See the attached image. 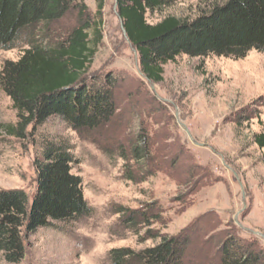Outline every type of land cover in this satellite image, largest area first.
<instances>
[{"label": "rangeland", "instance_id": "374dc122", "mask_svg": "<svg viewBox=\"0 0 264 264\" xmlns=\"http://www.w3.org/2000/svg\"><path fill=\"white\" fill-rule=\"evenodd\" d=\"M82 4L85 18L101 30L88 76L116 79L115 115L93 131L75 132L51 119L17 137L10 134L16 112L0 88V189L32 197L41 143L65 140L91 213L68 226L23 233L24 257L17 264H109L112 250L140 252L183 232L190 241L188 264H216L219 243L229 235L255 240L264 250L263 151L253 144V135L264 132V106L258 104L264 97V53L251 51L237 60L180 55L163 66L162 82L153 84L140 73L116 0H104L100 18L96 0ZM221 4L176 0L148 11L145 19L151 25L167 17L191 21ZM78 18L71 12L51 25L54 37L76 28ZM21 54L22 47L0 51V71ZM241 117L251 119L239 125ZM145 135L151 161L143 158L135 165L129 149ZM139 145L145 147L144 141ZM143 206L141 212L158 220L138 230L125 228L117 211ZM0 264H9L1 254Z\"/></svg>", "mask_w": 264, "mask_h": 264}, {"label": "trees", "instance_id": "16d2710c", "mask_svg": "<svg viewBox=\"0 0 264 264\" xmlns=\"http://www.w3.org/2000/svg\"><path fill=\"white\" fill-rule=\"evenodd\" d=\"M175 1L116 0L122 29L139 55L140 73L147 81L162 82L163 66L180 55L237 60L251 51L264 53V0H223L191 21L167 17L155 25L147 23L148 11L161 10ZM83 2L0 0V51L22 47L20 58L5 62L0 71V88L11 100L17 118L10 134L23 138L27 129L36 130L51 119L75 132L93 131L115 115L116 79L109 74L88 76L101 30L99 24L85 18ZM103 7L104 0H96L97 18ZM75 11L79 25L56 39L50 26ZM258 104L264 106V97ZM249 119L241 117L237 124ZM146 138H136L129 149L135 165L143 158L151 161ZM142 140L145 147H139ZM253 144L263 151L260 161L264 165V132L253 135ZM73 162L67 141L43 140L34 162V195L0 189V254L5 262L17 264L23 259V233L68 226L91 213L83 199L81 179L72 173ZM143 208L117 211L123 213L125 228L138 230L158 220L141 212ZM189 242L183 232L163 237L156 246L140 252L112 250L109 264H188ZM215 255L216 264H264V250L255 240L234 235L219 243Z\"/></svg>", "mask_w": 264, "mask_h": 264}, {"label": "water", "instance_id": "95a60500", "mask_svg": "<svg viewBox=\"0 0 264 264\" xmlns=\"http://www.w3.org/2000/svg\"><path fill=\"white\" fill-rule=\"evenodd\" d=\"M122 31H123V34H124V36L126 37V35H125V31L122 29Z\"/></svg>", "mask_w": 264, "mask_h": 264}]
</instances>
